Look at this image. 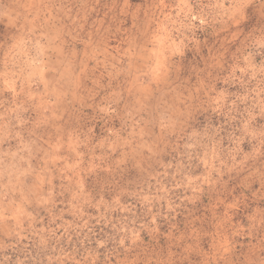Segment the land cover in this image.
Returning <instances> with one entry per match:
<instances>
[{"label": "rangeland", "instance_id": "1", "mask_svg": "<svg viewBox=\"0 0 264 264\" xmlns=\"http://www.w3.org/2000/svg\"><path fill=\"white\" fill-rule=\"evenodd\" d=\"M0 264H264V0H0Z\"/></svg>", "mask_w": 264, "mask_h": 264}]
</instances>
